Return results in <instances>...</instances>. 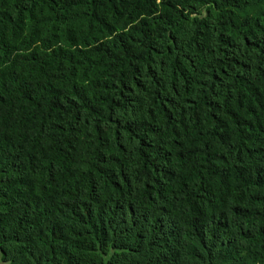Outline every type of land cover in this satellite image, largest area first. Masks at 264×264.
<instances>
[{"label":"trees","instance_id":"obj_1","mask_svg":"<svg viewBox=\"0 0 264 264\" xmlns=\"http://www.w3.org/2000/svg\"><path fill=\"white\" fill-rule=\"evenodd\" d=\"M0 264H264V0H0Z\"/></svg>","mask_w":264,"mask_h":264}]
</instances>
